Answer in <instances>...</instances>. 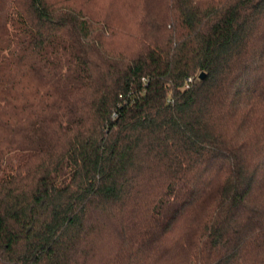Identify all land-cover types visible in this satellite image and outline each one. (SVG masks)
I'll list each match as a JSON object with an SVG mask.
<instances>
[{
    "label": "trees",
    "instance_id": "trees-1",
    "mask_svg": "<svg viewBox=\"0 0 264 264\" xmlns=\"http://www.w3.org/2000/svg\"><path fill=\"white\" fill-rule=\"evenodd\" d=\"M139 1L0 0V264H264V0Z\"/></svg>",
    "mask_w": 264,
    "mask_h": 264
},
{
    "label": "rangeland",
    "instance_id": "rangeland-1",
    "mask_svg": "<svg viewBox=\"0 0 264 264\" xmlns=\"http://www.w3.org/2000/svg\"><path fill=\"white\" fill-rule=\"evenodd\" d=\"M139 5V0H89V9L94 11V15L103 21L121 26L123 31L115 35L113 46H123L131 42L127 29L136 27L137 20L140 19L142 12Z\"/></svg>",
    "mask_w": 264,
    "mask_h": 264
},
{
    "label": "built area",
    "instance_id": "built-area-1",
    "mask_svg": "<svg viewBox=\"0 0 264 264\" xmlns=\"http://www.w3.org/2000/svg\"><path fill=\"white\" fill-rule=\"evenodd\" d=\"M189 80H191V78H189Z\"/></svg>",
    "mask_w": 264,
    "mask_h": 264
}]
</instances>
